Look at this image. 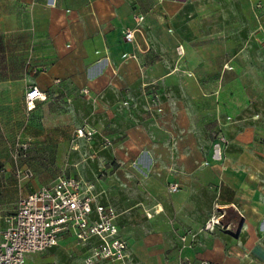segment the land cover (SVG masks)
<instances>
[{"label": "crops", "instance_id": "obj_1", "mask_svg": "<svg viewBox=\"0 0 264 264\" xmlns=\"http://www.w3.org/2000/svg\"><path fill=\"white\" fill-rule=\"evenodd\" d=\"M27 84L47 95L32 111ZM27 114L66 143L64 174L116 209L130 264H264V0H0L9 138L26 135ZM85 125L99 133L75 145ZM61 242L27 264H83L87 249Z\"/></svg>", "mask_w": 264, "mask_h": 264}, {"label": "built area", "instance_id": "obj_2", "mask_svg": "<svg viewBox=\"0 0 264 264\" xmlns=\"http://www.w3.org/2000/svg\"><path fill=\"white\" fill-rule=\"evenodd\" d=\"M262 7L261 3L254 5L257 18ZM143 21V16L136 17L138 25ZM138 31L139 27L126 30L125 40L133 43ZM179 51L183 52L182 47ZM88 93L85 90V95ZM46 100L47 95L37 86L27 89L25 103L28 111L34 110L38 102ZM98 133V128L81 126L75 130L74 139L76 142L84 140L92 143ZM221 140L225 142V139ZM111 145L112 142L105 139L102 148ZM29 147L28 143H18L14 165L8 164L1 170L13 175L18 183L33 178L29 169L24 170L18 164L19 158L27 157ZM94 188V184L82 178L61 174L38 190L21 195L16 211L2 218L0 264H27L28 255L54 249L68 236L74 238L77 247L87 249L83 264H130L128 243L120 237L116 223L118 213L113 206L99 202ZM179 189L178 183L169 185L171 193ZM220 218H210L204 230H214L220 224ZM182 240L185 242L187 239ZM201 264L211 263L204 261Z\"/></svg>", "mask_w": 264, "mask_h": 264}, {"label": "rangeland", "instance_id": "obj_3", "mask_svg": "<svg viewBox=\"0 0 264 264\" xmlns=\"http://www.w3.org/2000/svg\"><path fill=\"white\" fill-rule=\"evenodd\" d=\"M32 85H26L22 91V97L26 96L27 89ZM27 127L25 134L20 136V141L17 142V138L11 139L5 133L2 122L0 119V170L2 167L9 163L14 165V154L18 143H28L30 145L27 157L19 158V165H26L28 169L34 174L32 182L26 184L24 189L19 188L17 179L13 176L0 175V224L2 218L5 215L11 214L17 209L18 199L24 193H31L34 191L32 184L36 183L39 186L47 183L58 175L66 173L67 167V156L65 142H54L41 139L39 130L34 125L33 115L27 114ZM64 121V119H63ZM64 129H60L62 133ZM64 133V132H63ZM75 141V139H73ZM75 145L77 142H73ZM69 169V168H68ZM67 174V173H66ZM68 175V174H67ZM73 242V240H72ZM71 244L66 242L60 243V249L65 250ZM73 246V244H72ZM72 249L70 253H72ZM84 251V250H83ZM47 253V251L43 252ZM60 258L57 255H53L50 264H64L60 262ZM69 260V259H68ZM68 264H73L71 259Z\"/></svg>", "mask_w": 264, "mask_h": 264}]
</instances>
